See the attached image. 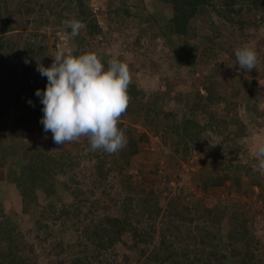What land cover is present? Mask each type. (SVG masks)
<instances>
[{
  "label": "rangeland",
  "instance_id": "rangeland-1",
  "mask_svg": "<svg viewBox=\"0 0 264 264\" xmlns=\"http://www.w3.org/2000/svg\"><path fill=\"white\" fill-rule=\"evenodd\" d=\"M70 1L2 0L1 16L12 21L10 35H15L14 41L30 43L28 45L34 51L32 57L28 54V59H31L27 63L29 69L34 67L36 70L38 62L44 67L51 66L59 48L53 31L60 27L67 29L64 21L76 19L74 1ZM82 2L87 9L90 6L96 9L93 14L99 32L94 36L89 33L90 24L86 22L91 19L85 17L86 28L81 29L71 41L78 50L75 54L92 52L106 66L109 60L119 59L129 66L132 82H137L138 90L144 91L145 95L160 93L161 96L157 99L154 112L146 107L147 98H142L134 100L135 103L130 102L120 118L124 129H129L130 136L137 140V153L129 157L127 164L119 152L112 154L106 159L111 170L98 184L94 178L88 180L93 171L90 164L81 159L80 165H73L65 173L67 175L58 177L61 184L70 177L71 180L65 186L61 185L57 199L38 198L39 206L33 213V220L23 217L20 226L16 227L25 243L21 255L28 259V264H68L64 260L73 258L71 243L86 223L82 214L88 210L90 201L100 199L105 202L109 197L110 206L128 196L133 200L131 205L135 210L144 208L145 212L140 213V227L151 225L149 241L139 247L142 257L139 262L132 261L131 264H145L146 258L154 256L162 235V239H168L174 247H182V238L188 226L190 229L193 225L199 228L202 225L210 231L213 224L211 231L222 233V238L224 235L238 237L239 234H236L240 230L249 241L252 236L251 241L257 243V248L251 252L254 256L252 264H264V172L258 170V161L253 154L254 146L264 142V6H252V0H232L233 3L228 6L223 4L224 0H208V5L189 22L192 37L183 42H173L155 39L154 30L158 24L142 23L139 18V14L152 13L157 18L159 13L167 24L172 12L165 0ZM63 4L68 5L64 12L68 18L57 26L52 21L51 12L65 7ZM31 7L32 14H26L25 11ZM147 37L156 40L149 48L143 43ZM169 41H172L171 45ZM244 44L254 46L258 55L256 69L250 72L236 65L235 49ZM178 47L181 48L179 52L175 50ZM19 48H14L7 56L10 63L22 71L27 58H23V51ZM44 79L45 89L47 78ZM207 91L212 99H216L208 107L215 121H220L222 134L217 137L205 132L207 141L200 145L177 141L170 128L172 119L165 120L164 114L173 113L174 120L180 117L184 113L185 102L188 106L194 92L207 105ZM42 108L34 107L31 115ZM195 117L201 125L208 122L206 112H197ZM14 118L19 119L11 112L1 116L0 130L16 122ZM27 131L20 132L22 135L19 136L28 145L40 141L47 146L58 145L54 143L51 132H46L45 138H37L31 130ZM86 139L81 137L78 142L59 145L58 151L68 150L82 155L81 148ZM113 164L119 169L113 168ZM81 165L88 167L81 168ZM224 177L227 178L221 180L219 186L206 187L205 180ZM142 201L159 211L155 213L150 209V215H146ZM174 201L180 202L178 206L186 207L183 222H172L173 226L179 227L178 232L163 217V209L174 208L171 206ZM77 209L80 212L74 217V210ZM207 210L210 212L207 213ZM113 212L115 210L109 208L107 214L112 215ZM102 214L98 211L95 216ZM202 237L210 242L206 236ZM123 241V245L108 249L111 255L115 252L113 257L118 255L122 258L128 252L126 247L132 240L126 237ZM216 247L219 254H227L226 260L218 257L216 263L230 264L227 249L222 251L221 247ZM101 256L105 262L100 264H126L123 258L122 262L118 257L113 261L112 256ZM127 256L131 260L137 258L138 250L130 251ZM190 258L189 253L186 262ZM87 261L96 264L91 258Z\"/></svg>",
  "mask_w": 264,
  "mask_h": 264
},
{
  "label": "trees",
  "instance_id": "trees-1",
  "mask_svg": "<svg viewBox=\"0 0 264 264\" xmlns=\"http://www.w3.org/2000/svg\"><path fill=\"white\" fill-rule=\"evenodd\" d=\"M73 1L76 8L74 16L83 23L86 22L83 21L85 17L90 18L91 20L86 23L90 24L89 33L94 36L95 33L99 32L95 25L96 17L93 14V10L96 9H93V7L90 6L88 7V10L84 6L82 0ZM165 1L169 4L172 12V17L168 20L167 24L159 17V13L157 14V18H155V13H152V15L139 14V18H141L140 22L153 23V25L158 24L154 30V33L156 34L155 39L160 38L162 40H172L173 42H183L184 39L191 38L193 32L191 29L192 26L189 22L208 5V0ZM69 2L71 1L68 0V3ZM231 3H233L232 0H224L223 2L226 6L231 5ZM251 3L252 6H264V0H252ZM1 5L2 0H0V7ZM62 6H65V4ZM66 9H68V5L59 8L57 11L51 12L52 21H54L55 25L61 26L62 21L65 18H68V16L64 14ZM83 10L85 12H83ZM113 10L114 9H112V12L114 13ZM32 11L33 8L31 7V9L26 10L25 13L32 14ZM1 12L2 11L0 10V117L11 112L14 113L15 116H18L19 119L14 118V121L16 119V122L6 128L2 127L0 130V264H28V259L21 255L23 252L22 249L25 246V243L21 238L22 234L16 230V227H18L23 217L27 220H33V213L39 206L38 198L40 196H42L43 199H51V197L57 199L59 195L57 191L61 189V185L65 186L67 181L71 180V177H67L68 179L65 183L61 184L58 177H64L67 175L65 173L68 172V170L70 171L73 165H80L83 161L81 159L87 161L90 164L89 167L91 166L92 168L93 174L92 176L88 175V180L94 178L99 182L98 184H100L101 180H103L106 177V174L111 170V166L107 167L106 159L112 155H109L102 150L96 152L90 151L88 139L82 144V155H78L72 154L68 150L58 151V148L60 147L59 145L47 146L43 143L44 141L28 145V143H25L19 136L26 130H28L27 132H30L31 130L37 138H45L47 136V133L43 130V125L40 123V120L43 117L42 110L37 109L35 115H33V119V116L31 115L34 107L37 108V106H43L40 102V98L35 95V92L37 89H40L41 91L44 90V78L46 77H43L40 73L36 72L34 67L29 69L27 63H29L31 59H28V54L32 57L34 51L32 47H30L31 45H28L30 43L26 44L23 41H14L15 35H10V32L12 31V21L7 17L1 16ZM60 29L57 28L53 31L54 36L56 34L55 31L59 33L69 32V29H65V27H60ZM152 38L147 37V39L143 40L146 48H149L150 45L156 41ZM172 41L168 42L169 45H171ZM18 46L21 47L18 50L23 51V58H27L28 61L27 63L24 61L22 71L17 70L10 63L8 58L9 52L14 48H18ZM179 49L181 48L178 47L175 50L178 51ZM176 55H178V53ZM104 66L107 67L106 64ZM136 85L137 82L134 83V81H131V84L129 85L128 94L130 96V102L135 103L134 100L147 98L148 101L145 103L146 107L151 112H154L157 99L161 96L160 93H149L145 95L144 91L142 93L137 89ZM213 100L215 101L216 99H212V96L208 92L207 96H205V102L207 101L208 104L205 105L206 103H202L203 98L194 92L193 98L190 100L188 106L187 102H185L184 113H182L180 117H176L174 120L173 113L164 114L163 117L165 120L172 119L170 128L175 137L174 139L182 143L189 142L191 145H200L207 141L208 137L204 134L205 132L210 136L219 137L222 134V131L219 130L220 121H215V118L208 107ZM29 101H31V104ZM197 112L207 113L208 122L206 124L201 125L198 122L197 117H195ZM19 127H22V129ZM118 127L124 132L127 138L126 146L119 151L125 164H127L129 157L137 153V140L130 136V130L124 129L121 122L118 123ZM86 166L87 165H81L80 167L86 168ZM112 166L115 169H119L115 164ZM226 178L227 177L222 179L209 178L205 180L206 187H217L221 184V180L223 181V179ZM132 201L133 200L128 196H125L117 202L115 201L114 205L110 206L109 197H106L105 202L100 199L90 201L88 210L82 214L86 223L81 231H79L76 240L71 243L73 258L64 260V262L68 261V264H91V262L87 261L89 258L96 262V264L105 262L101 255L105 254L108 257L115 255V252H112L111 255L109 250L113 249L115 246L123 245V239H126V237H129L132 241L131 244L126 247L128 252L126 251L125 256L122 257L124 262H126V264H131L132 261L136 263L139 262V259L142 257L140 255L141 251L139 250V247L149 241V226H151L148 224L146 227H140V213L145 212L143 208L145 206L146 215L149 216V210L151 207L147 206V204H144V201H142L143 210H135L131 205ZM173 203L174 205L172 204L171 206H174V208L166 209L165 207V209H163V217L166 220V223H168L173 230L178 232L179 227H176L175 225L173 226L172 222H183V219L185 218V216H183V211H186V207L183 205L178 206L177 203L180 204L178 201H174ZM109 208L115 210L112 215L107 214ZM151 210L155 213L159 211V209L155 208H152ZM98 211H101L103 214L96 217L95 215ZM74 212L73 216L76 217V215L79 214L80 209L74 210ZM150 212L152 213V211ZM206 212L208 213L210 210H207ZM87 216H90V219ZM152 216L153 215L151 214L150 218H152ZM213 226L214 224L212 225V228ZM212 228L211 230L213 231ZM191 229H193V231ZM206 229V226L202 225L200 228L197 227V225H193L190 229L188 226L184 231L182 238L184 239V242L182 247H174L168 239L163 240L162 235L155 252L156 254L150 258H146L144 263L217 264L216 260L218 257L221 260L227 259V254L221 255L218 253L216 249V246L218 245V248L221 247L222 251L223 248L227 249L230 264H252L254 256L251 252H253V249L257 248V243L251 241L253 238L251 235L249 241V239L244 236L245 233L240 230L236 234V236L239 234L238 237L224 235L222 238V233H217V230L212 232L211 230L207 231ZM202 236L209 238L210 242L203 240ZM234 241L236 242L235 244H233ZM136 250H138V256L131 260L127 254L130 251ZM189 253L191 254V258L190 261L186 262V255ZM88 255H90V257ZM117 257L112 256V260L116 261ZM179 258L184 260H179ZM57 264H61V262H58ZM111 264H114V262Z\"/></svg>",
  "mask_w": 264,
  "mask_h": 264
},
{
  "label": "clouds",
  "instance_id": "clouds-1",
  "mask_svg": "<svg viewBox=\"0 0 264 264\" xmlns=\"http://www.w3.org/2000/svg\"><path fill=\"white\" fill-rule=\"evenodd\" d=\"M64 24L71 31L60 34L62 44L57 45L56 41L59 48L51 66L37 63L36 70L47 78L45 89L35 92L43 105L40 123L45 132L52 133L58 145L86 137L90 151L117 154L127 143L118 123L130 102L129 66L119 59H111L105 68L101 58L92 52L76 55L78 50L71 41L86 25L75 18L65 20ZM235 58L240 69L248 72L256 69L258 55L254 46L241 45L235 49ZM253 154L258 170L264 172V142L254 146Z\"/></svg>",
  "mask_w": 264,
  "mask_h": 264
},
{
  "label": "built area",
  "instance_id": "built-area-1",
  "mask_svg": "<svg viewBox=\"0 0 264 264\" xmlns=\"http://www.w3.org/2000/svg\"><path fill=\"white\" fill-rule=\"evenodd\" d=\"M61 33H59V32H57L56 34H55V37H56V39L58 40L57 41V45H61L62 44V40H61V35H60Z\"/></svg>",
  "mask_w": 264,
  "mask_h": 264
}]
</instances>
